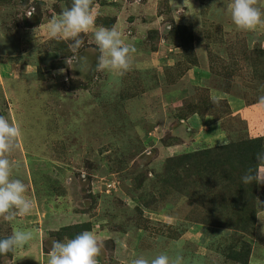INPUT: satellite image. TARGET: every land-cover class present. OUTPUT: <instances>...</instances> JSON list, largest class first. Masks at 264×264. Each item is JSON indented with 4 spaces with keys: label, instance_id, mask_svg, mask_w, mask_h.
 Segmentation results:
<instances>
[{
    "label": "rangeland",
    "instance_id": "374dc122",
    "mask_svg": "<svg viewBox=\"0 0 264 264\" xmlns=\"http://www.w3.org/2000/svg\"><path fill=\"white\" fill-rule=\"evenodd\" d=\"M82 2L94 4L90 14H70L68 1L0 0V236H14L2 264H234L222 253L231 233L197 226L196 205L163 191L158 176L173 138L215 145L220 131L232 142L246 132L229 106L189 133L175 102L198 101L213 119L210 99L230 94L264 111V78L254 73L264 9L251 14L249 0ZM174 23L196 30L187 59L170 44ZM210 25L227 43L207 39ZM259 191L249 264H264V184ZM83 223L92 231L82 246L54 235Z\"/></svg>",
    "mask_w": 264,
    "mask_h": 264
},
{
    "label": "trees",
    "instance_id": "16d2710c",
    "mask_svg": "<svg viewBox=\"0 0 264 264\" xmlns=\"http://www.w3.org/2000/svg\"><path fill=\"white\" fill-rule=\"evenodd\" d=\"M59 1H68L66 8L70 14L83 13L79 10L90 14L94 7L93 3L84 5L82 0ZM99 24V26L104 28H112L113 26V24L110 23L108 25L105 22H99ZM211 27L216 31H213ZM172 29L170 44L180 48L186 59L188 56H193V53L196 54L195 41L197 42V35L195 28L185 24L174 23ZM208 29L211 30L206 31L207 39L212 40L214 38L215 42L227 43V39L222 41L221 37L217 36L218 33L222 32L219 26L210 25ZM223 37L225 38L224 33ZM158 42L159 40H155V45ZM232 46H237L241 50L243 49L242 46H245L244 40L242 44L241 40L237 39V42ZM242 56H244L243 52ZM257 58L258 62L256 64L258 67L254 70V73L256 75L261 74V77L264 78L263 50L257 52ZM197 65L198 62L197 64L194 62L192 66L189 65L190 68L186 74L194 67H197ZM208 70L210 71V63ZM229 72L230 70L227 75H232ZM221 91L223 90L221 89ZM210 101L215 109L214 114L216 117L213 119L219 120L216 118L223 116L221 107H229V104L220 99H210ZM197 102L191 100L187 103V98L175 102L174 104H183L182 108L179 107L180 104L177 105V117L184 120L198 116L202 121H205L206 116L197 108ZM203 108L205 113L209 112L208 103H205ZM172 140L176 143L163 146L168 155L158 176L162 190L168 193L181 194L189 204L196 205L198 215L197 223L195 224L197 226L229 231L231 233L230 239L222 251L226 256V260L234 264H249L252 244L247 240V237H251V241L253 240L260 211L259 190L264 184L263 181L259 180V168L264 167V135L254 139L241 137L238 141L193 152H180L181 150H177L172 153V148L185 145L178 138H173ZM144 180L145 177H143L142 181ZM157 198L164 199L165 197L161 193L160 197ZM151 200L153 201L154 199ZM141 202L144 207H149L151 204L145 198ZM262 203L264 210V202ZM136 209L139 213L142 212L140 207ZM193 212L196 213L195 211ZM91 231L92 225L83 223L63 227L54 235L61 241L66 240L65 242L82 246L86 233ZM12 236H0V264L5 258L13 257L14 237Z\"/></svg>",
    "mask_w": 264,
    "mask_h": 264
},
{
    "label": "crops",
    "instance_id": "0c3cea01",
    "mask_svg": "<svg viewBox=\"0 0 264 264\" xmlns=\"http://www.w3.org/2000/svg\"><path fill=\"white\" fill-rule=\"evenodd\" d=\"M249 1L251 2V3L248 2V4L250 6H252L253 4L255 5V7H253V9L251 10V14H253L252 12L259 11V8L261 10L264 9V0H249ZM238 10L241 11L243 14H245V12H243V10H242V7L238 8ZM224 31H225V28H224ZM195 46H196V44H195ZM176 49L181 50L180 48H177V47H176ZM262 50L264 51V42H263V45H262ZM195 70H197V69L193 68L190 71L192 73ZM228 95H230V94H226L225 96L220 97V98H218V97H216V98L212 97V98L213 99H217V100H219V99L227 100L228 103H229V106L231 108V111H232V117L235 118V117L238 116L243 121H246V132L244 134H242V138L247 137V138H250V139H254V138L262 137L264 135V124H263V122H264V111L259 113V114H257V115H254L252 112L254 110H258L259 109V107H257L258 105H254L253 104V105L249 106V105H247V101L245 100V98L236 97L235 96V97H232L233 99H230L228 97ZM179 104L180 103H176V104H174V106H177ZM199 120H201V119L198 116H194V117L190 118L187 121V123H186L187 126H188V122L191 121L189 123V126H188L189 133H191V131H194L192 129L193 126H191V124H195L196 126H199L198 125ZM214 121H215V119H212L211 117H208V118L205 119V121L202 122L204 124L200 125L199 127L202 128L203 126H205L204 130H206L209 126L210 127L212 126V123ZM215 125H216V127H213V128L218 129V124H215ZM164 129H165V126H164ZM171 136L177 137V135L172 134V132H171ZM215 138H216V140H218V143L215 144V145H209V144H207L204 141L203 143L198 144L196 146H193L194 142L190 143V146L187 147L188 145L184 143L185 144L184 146H182V147L178 146L176 148H172L171 151H172V153H174L177 150H181L180 152H182V151H184V152H193V151L200 150V149H206V148H212V147H216V146H222V145H225V144H228V143L232 142L230 140V135L225 138V135L222 133V131L216 133ZM259 180L261 182L262 181L264 182V167H260L259 168ZM260 213L261 212L259 211L258 216L260 215Z\"/></svg>",
    "mask_w": 264,
    "mask_h": 264
}]
</instances>
